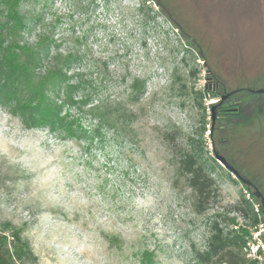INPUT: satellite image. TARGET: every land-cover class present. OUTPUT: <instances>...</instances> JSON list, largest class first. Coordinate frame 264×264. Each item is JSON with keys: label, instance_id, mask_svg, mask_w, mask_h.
I'll list each match as a JSON object with an SVG mask.
<instances>
[{"label": "rangeland", "instance_id": "rangeland-1", "mask_svg": "<svg viewBox=\"0 0 264 264\" xmlns=\"http://www.w3.org/2000/svg\"><path fill=\"white\" fill-rule=\"evenodd\" d=\"M21 11L39 16L37 28L60 49L78 52L72 71L95 101L122 100L138 114L131 144L111 131L93 138L95 120L75 107L67 111L87 138L28 128L0 105V230L28 241L26 264H199L191 249L205 247L219 213L250 233L262 224L264 241V221L255 227L232 210L251 196L221 164L209 169L218 191L198 211L163 137L178 129L177 148L189 139L213 155L215 129L218 153L260 174L253 179L264 195V0H21ZM137 78L145 90L132 103ZM203 88L218 97L201 99ZM238 88L213 124L209 105Z\"/></svg>", "mask_w": 264, "mask_h": 264}, {"label": "trees", "instance_id": "trees-1", "mask_svg": "<svg viewBox=\"0 0 264 264\" xmlns=\"http://www.w3.org/2000/svg\"><path fill=\"white\" fill-rule=\"evenodd\" d=\"M39 18L33 13H23L21 0H0V105L28 128L47 127L63 138H80V135L87 138L89 130L67 111L75 107L95 120L91 129L93 138H103L105 131H111L115 138L134 143L137 135L134 123L138 114L124 107L122 100L95 101L90 89L84 85L82 74L72 71L80 61L78 52L60 49L53 33L37 28ZM33 32L35 40L29 42L25 36ZM189 47L197 56L204 57L202 51L199 53L197 48L191 45ZM208 68L210 73L214 72L212 66ZM176 73L175 69L174 74ZM130 88L126 100L135 103L145 90V81L134 79ZM240 89L228 92V100ZM196 92L201 99L218 97L216 92H206L205 88ZM212 104L214 103L209 107ZM233 105L238 104L234 102ZM179 133L178 129L169 130L163 137L173 149L179 170L188 176V184L197 195L198 211L201 212L206 208L204 206L211 194L218 191L217 182L209 169L221 167L215 157L219 152V138L217 131L212 129L213 155H209L203 146L189 139L182 140L177 148L174 141L179 138ZM182 144L185 146L181 147ZM238 151L246 155L245 149ZM239 172L257 185L254 179H260V174L254 175L253 179L244 168H240ZM243 184L251 199L243 197L238 204L233 205L232 210L248 218L250 224L256 227L264 221V207L255 195L254 188L248 182ZM221 216V213L213 216L211 234L205 247H192L196 263L258 264L248 259L243 252L247 238L251 235L248 229L243 225L239 226L236 217L220 218ZM148 254L149 251H145L143 258H149ZM33 258L28 241L23 239L19 231L13 230L9 240L8 235L0 230V264H26Z\"/></svg>", "mask_w": 264, "mask_h": 264}, {"label": "built area", "instance_id": "built-area-1", "mask_svg": "<svg viewBox=\"0 0 264 264\" xmlns=\"http://www.w3.org/2000/svg\"><path fill=\"white\" fill-rule=\"evenodd\" d=\"M261 229L262 224L260 225V231L251 232L244 247L247 257L256 261L258 264H264V241H261L259 238Z\"/></svg>", "mask_w": 264, "mask_h": 264}, {"label": "water", "instance_id": "water-1", "mask_svg": "<svg viewBox=\"0 0 264 264\" xmlns=\"http://www.w3.org/2000/svg\"><path fill=\"white\" fill-rule=\"evenodd\" d=\"M229 95H230V93H227V94L223 95V96L221 97V101H220L218 104H213V105H212L211 110H212V123H213V124L215 123V120H216V112H217V111H216V108H217V106H218V105H221V104L223 103V101H224L226 98L229 97ZM215 157H216L217 161H218L221 165H223L226 169H228L232 174H234L235 176H237L239 180H241V181H243V182H248V183L250 182L249 180L245 179V178L240 174V172L238 171V169H237L234 165H232V164L226 159L225 156H223V155H221V154H219V153H216ZM255 193H256V195H258V196L260 195L258 189L255 190Z\"/></svg>", "mask_w": 264, "mask_h": 264}, {"label": "flooded vegetation", "instance_id": "flooded-vegetation-1", "mask_svg": "<svg viewBox=\"0 0 264 264\" xmlns=\"http://www.w3.org/2000/svg\"><path fill=\"white\" fill-rule=\"evenodd\" d=\"M226 99H228V98H226ZM225 99V100H226ZM224 100V101H225ZM221 105H223V103L221 104ZM250 181V180H249ZM249 184L254 188V193H255V190L257 189V186L255 185V184H253V182L252 181H250L249 182ZM259 196L258 195H256V193H255V195L257 196V198L260 200V203L263 205V207H264V195L262 194V193H260L259 192Z\"/></svg>", "mask_w": 264, "mask_h": 264}]
</instances>
